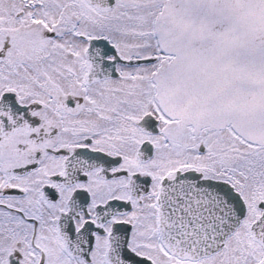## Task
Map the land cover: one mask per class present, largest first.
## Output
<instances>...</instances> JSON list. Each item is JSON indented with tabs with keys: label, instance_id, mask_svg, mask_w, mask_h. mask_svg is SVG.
<instances>
[{
	"label": "snow or ice",
	"instance_id": "6c2138e0",
	"mask_svg": "<svg viewBox=\"0 0 264 264\" xmlns=\"http://www.w3.org/2000/svg\"><path fill=\"white\" fill-rule=\"evenodd\" d=\"M0 264H264V0H0Z\"/></svg>",
	"mask_w": 264,
	"mask_h": 264
}]
</instances>
